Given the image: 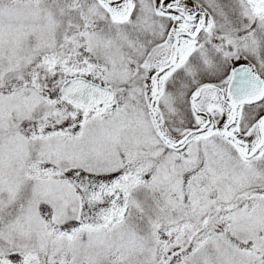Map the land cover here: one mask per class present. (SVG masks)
I'll use <instances>...</instances> for the list:
<instances>
[{"label": "snow or ice", "instance_id": "6c2138e0", "mask_svg": "<svg viewBox=\"0 0 264 264\" xmlns=\"http://www.w3.org/2000/svg\"><path fill=\"white\" fill-rule=\"evenodd\" d=\"M0 264H264V0H0Z\"/></svg>", "mask_w": 264, "mask_h": 264}]
</instances>
